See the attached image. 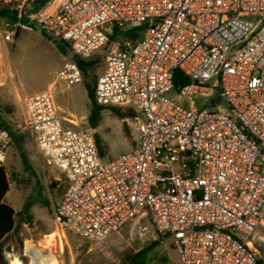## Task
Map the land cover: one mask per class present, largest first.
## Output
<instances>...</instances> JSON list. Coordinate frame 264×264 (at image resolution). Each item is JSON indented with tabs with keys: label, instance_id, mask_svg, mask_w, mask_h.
<instances>
[{
	"label": "built area",
	"instance_id": "built-area-1",
	"mask_svg": "<svg viewBox=\"0 0 264 264\" xmlns=\"http://www.w3.org/2000/svg\"><path fill=\"white\" fill-rule=\"evenodd\" d=\"M10 11L5 42L26 19L69 48L49 90L23 100L24 127L65 184L58 228L98 242L149 219L181 264H261L264 0H16ZM97 56L95 103L136 113L125 120L138 142L115 159L100 154L98 129L65 116L52 94L55 83L83 81L75 59ZM177 71L190 82L175 89ZM12 145L0 120L7 175Z\"/></svg>",
	"mask_w": 264,
	"mask_h": 264
},
{
	"label": "rangeland",
	"instance_id": "rangeland-1",
	"mask_svg": "<svg viewBox=\"0 0 264 264\" xmlns=\"http://www.w3.org/2000/svg\"><path fill=\"white\" fill-rule=\"evenodd\" d=\"M15 1L6 4L5 0H0V11L6 9L12 13L10 9L15 7ZM6 21L0 14V120L10 129L14 139L7 159L10 191L5 200L17 213L23 212L27 204L31 205L30 219L17 216L15 232L5 245L9 264L14 258L31 264L30 252L44 259L51 258L53 264H124L128 258L152 245L156 246L147 253V264H181L172 238L158 235L149 219H136L98 242H88L58 228L53 208L65 184L50 162L40 155L25 129L23 100L49 90L69 48L64 42L50 39L37 24L26 19L21 22L15 42H5ZM97 58L101 61L95 70L98 79L104 74L105 64L102 56ZM95 86L92 78H83L81 83L70 87L55 83L52 94L65 116L89 127L91 101L88 92ZM124 125L128 135L123 132ZM97 129L106 149L105 156L112 159L130 152L138 142L136 126L120 120L108 109L102 112ZM260 256L264 264V252Z\"/></svg>",
	"mask_w": 264,
	"mask_h": 264
},
{
	"label": "trees",
	"instance_id": "trees-1",
	"mask_svg": "<svg viewBox=\"0 0 264 264\" xmlns=\"http://www.w3.org/2000/svg\"><path fill=\"white\" fill-rule=\"evenodd\" d=\"M0 14L7 21H13L15 19V13L13 12L10 13L6 9L1 10ZM136 36L138 37V33L136 32H130L125 34V37L127 38H132ZM75 60L77 61L78 65L80 66L83 72V77L85 79L92 78L94 83H96L97 76L95 75V70L97 67L100 66V62H101L100 58L94 57L89 60H80V59H75ZM189 82L190 80L188 79V77L184 75L181 71H177L175 73V77H174L175 89H177L180 86H184ZM88 96L91 101V111L88 117V123L89 126L92 128H97L100 125L102 112L107 109L110 110L120 120L133 119L136 116V113L131 109L104 108L98 106L94 101V90H89ZM1 125L3 128L9 131V133L12 135L13 138V134L10 131V129L6 126V124L1 122ZM123 132L125 135H128V130L126 128V125H124ZM97 145L100 154L102 156H105L106 149H104L99 136H97ZM9 191H10V180L6 173V169H0V264H9V261L5 255V245L9 240L10 236L15 232L17 216L24 215L26 219H30V216L28 215V211L30 210L31 205L27 204L23 212L17 213L14 210V208L10 204H8L5 200L6 195ZM155 246L156 245H152L146 249L139 251L134 256L128 258V260L124 264H147L145 260L147 253L150 252ZM261 264H263L262 261Z\"/></svg>",
	"mask_w": 264,
	"mask_h": 264
},
{
	"label": "bare ground",
	"instance_id": "bare-ground-1",
	"mask_svg": "<svg viewBox=\"0 0 264 264\" xmlns=\"http://www.w3.org/2000/svg\"><path fill=\"white\" fill-rule=\"evenodd\" d=\"M30 256L32 257L31 264H53L51 258H42L38 253L30 252ZM12 264H23L19 259L14 258Z\"/></svg>",
	"mask_w": 264,
	"mask_h": 264
},
{
	"label": "crops",
	"instance_id": "crops-1",
	"mask_svg": "<svg viewBox=\"0 0 264 264\" xmlns=\"http://www.w3.org/2000/svg\"><path fill=\"white\" fill-rule=\"evenodd\" d=\"M60 108V107H59ZM61 109V108H60Z\"/></svg>",
	"mask_w": 264,
	"mask_h": 264
}]
</instances>
